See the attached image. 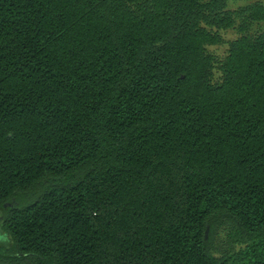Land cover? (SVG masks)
Segmentation results:
<instances>
[{"label":"trees","instance_id":"1","mask_svg":"<svg viewBox=\"0 0 264 264\" xmlns=\"http://www.w3.org/2000/svg\"><path fill=\"white\" fill-rule=\"evenodd\" d=\"M246 1L0 0V264H264Z\"/></svg>","mask_w":264,"mask_h":264},{"label":"rangeland","instance_id":"2","mask_svg":"<svg viewBox=\"0 0 264 264\" xmlns=\"http://www.w3.org/2000/svg\"><path fill=\"white\" fill-rule=\"evenodd\" d=\"M264 1V0H263ZM245 3H247L246 0H229V5L231 7H238V6H242L245 5ZM233 34L231 32L227 33V38H232Z\"/></svg>","mask_w":264,"mask_h":264}]
</instances>
